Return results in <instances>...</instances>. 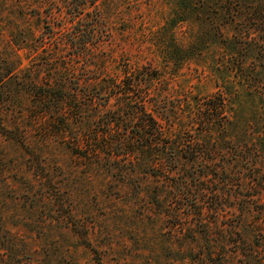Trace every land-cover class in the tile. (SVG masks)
<instances>
[{
	"label": "rangeland",
	"instance_id": "1",
	"mask_svg": "<svg viewBox=\"0 0 264 264\" xmlns=\"http://www.w3.org/2000/svg\"><path fill=\"white\" fill-rule=\"evenodd\" d=\"M202 2L0 0V264H264V37ZM127 66L152 81L125 112L150 89L167 155L87 159L75 137L116 138L99 88ZM47 86L99 96L64 142ZM216 93L225 118L207 132Z\"/></svg>",
	"mask_w": 264,
	"mask_h": 264
},
{
	"label": "trees",
	"instance_id": "2",
	"mask_svg": "<svg viewBox=\"0 0 264 264\" xmlns=\"http://www.w3.org/2000/svg\"><path fill=\"white\" fill-rule=\"evenodd\" d=\"M201 1H203L202 3L207 2V5L203 6V8H213L218 11V17L221 18L224 24L240 28L243 27L245 22H248L251 25H254L256 27L255 30L258 31V33H261L264 37V0ZM87 43V41H83L82 44L79 43V49H81V45L83 46ZM122 76V80L117 78L104 80L101 88H99L101 91L100 95L102 96L99 104L101 108L106 110L107 105H109L111 101H115L117 103L116 110H114L111 114L106 115V121L104 122V126L109 131H113L114 127L117 128L118 133L116 134V138L112 137L113 133H108L106 131V135L111 136L110 141H106L103 145H97V143L93 142V135L82 139L80 136H77L75 137L73 144L75 151L77 153L82 152L88 159V156H95V152L97 151L108 150L113 152L114 155H116V158H118L117 153H119L122 159H125L127 162H130V158L135 157V154L140 152L144 154H147L148 152L151 156L157 157L166 156L167 152L165 149H168L166 147L169 146H167L168 142H165V134L169 133V136L171 135L173 125H169L167 127L161 126L154 115H152V113H148L146 110V103H150L148 100V97H150L148 94L150 93V89H147L146 92L139 95V97H141V101L137 105V108H132L130 112H125L126 108L132 103L130 100V93H134L138 87H142L143 83L141 82H146L145 76L148 77L147 80L149 82L152 81V78L143 71H138L130 66H127V68L123 70ZM51 90H53V88H51V86H47L46 89L39 95V98L44 102H53L52 106L45 109V111L49 112L50 119L58 120L59 127L57 134L60 137V141L64 142L67 136L73 132L72 130L75 132L76 129H72L70 126L69 120H71V117L75 116V118L78 117V119H81V116L78 114L82 113L84 107H92L94 102L99 99V96H86L84 100H80V97H77L76 94L73 96H66L61 94L58 88L53 91ZM224 101V97L221 93H216L205 98V103L203 104L204 120L200 123L201 129L208 132L209 130H212L215 123L218 122V125H220L222 121L221 119L225 118ZM152 105L154 106V103ZM125 116H132L134 119L128 120ZM124 117L125 120L127 119L126 123L130 124L133 123L135 119H139L140 124L135 126L137 129L132 130L131 132L129 131L128 126L123 128L121 123L123 122L122 118ZM72 123L76 125V127L81 128V124L83 122L79 121ZM20 143L23 147H25L24 142L21 141ZM154 148L160 150H157V153L150 152ZM83 150H87V152H84ZM112 159L113 157L109 158L108 161H111ZM157 160L160 159L156 158V161ZM155 165H158L159 167L161 165L160 161L155 163ZM84 243L85 245H89L87 244L88 242ZM91 251L96 253L93 249H91ZM96 263L102 264L99 259H97Z\"/></svg>",
	"mask_w": 264,
	"mask_h": 264
}]
</instances>
